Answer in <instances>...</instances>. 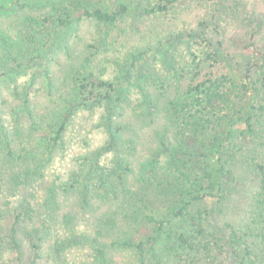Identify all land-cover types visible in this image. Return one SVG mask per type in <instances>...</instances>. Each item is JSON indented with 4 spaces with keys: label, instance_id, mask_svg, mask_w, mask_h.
Segmentation results:
<instances>
[{
    "label": "rangeland",
    "instance_id": "obj_1",
    "mask_svg": "<svg viewBox=\"0 0 264 264\" xmlns=\"http://www.w3.org/2000/svg\"><path fill=\"white\" fill-rule=\"evenodd\" d=\"M120 1L127 4L128 12L115 26L106 27L94 21L75 23L65 45L49 60L35 66L31 59L41 53L45 36H39L34 44H27L21 42L19 31L27 17L39 19L55 15L57 9L67 6L68 2L55 0L39 4L31 0L18 8L14 0H0V72L5 73L0 76V160L5 159L8 149L15 156L24 158L28 152L32 157L28 162L24 159L11 161L10 158L14 168L10 169L11 173L19 175L12 179L13 188L0 184V209L8 211L6 225H10L12 209L24 200L33 206V221L18 230L25 264L34 257L32 238L40 246L38 264H180L190 253L170 255L145 219L151 214L156 219L170 220L167 208L176 204L170 186L169 194L155 190L158 182H167L163 168L167 160L166 147L171 143L184 144L183 137L175 139L176 127L169 112L171 101L178 92L175 84L179 83L181 91H185L193 81L194 72L204 78L210 71L226 74L239 86L247 84L249 79L243 73L229 67L230 60L238 53L243 58L250 57L261 48L264 0H224L217 13L212 10L214 0H178L167 11L154 14L144 13L141 0ZM156 2L149 0V7ZM98 7L112 10L115 5L103 0ZM213 14L218 21L206 30L207 38L212 43L222 44L223 63L213 69L210 68L213 62L200 64L191 55L201 54L204 44L197 45L192 40L177 41L164 54L161 41L198 30L200 23L208 21ZM39 27L38 24L35 31ZM15 61L24 63L17 73L11 72ZM194 63L196 70H193ZM127 72L130 86L117 110L114 125L121 128L119 149L130 172L119 184L112 173L109 153L101 160L103 169L111 172L106 190L99 191L91 183L77 184L74 173L78 171L81 159L108 140V132L102 123L103 108H72L60 137L50 142L47 139L55 138L54 131L71 106L74 81H80L90 73L113 81L126 76ZM255 86L251 82L240 99L233 98L236 110L249 107L248 103L255 99ZM143 96L154 99L152 114L148 112ZM33 118L38 123L37 129L33 128ZM223 125H215L214 130L200 135L202 141L198 143L206 157L199 161L192 159L187 169L193 177L202 176L204 171L215 175L217 159L222 154V160H229L234 171L236 191L222 207L212 196L193 206L191 213L196 215L199 208L207 209L211 212L212 224L230 223L242 229L251 221L250 206L259 177L254 162L263 164L264 137L247 139L239 151L222 149L220 153L222 146L216 141L224 130ZM255 127L261 136L257 122ZM42 133L46 139L41 138ZM186 136L189 135L186 133ZM153 153H158L160 158L154 173L149 174ZM27 169L31 174L25 177ZM150 175L154 176L155 185L144 198L146 208L135 215L133 205L136 201L126 200L128 191L137 192L141 199L144 193L137 187L147 184L139 179H148ZM189 218L172 221V228L175 234L184 232L189 242L196 243V237H200L198 231L203 227L208 232L212 224L204 218L193 221ZM93 239L103 244V256L97 254L90 242ZM126 243L132 245L126 246ZM136 245L141 246L136 248Z\"/></svg>",
    "mask_w": 264,
    "mask_h": 264
},
{
    "label": "trees",
    "instance_id": "obj_2",
    "mask_svg": "<svg viewBox=\"0 0 264 264\" xmlns=\"http://www.w3.org/2000/svg\"><path fill=\"white\" fill-rule=\"evenodd\" d=\"M28 1L31 0H14V3L16 7L23 8ZM34 1L42 4L55 0ZM65 1L68 2V5L57 9L55 15L44 16L39 19L27 17L22 29L19 31L21 42L27 44H34L39 36H45V42L40 49L41 53L31 59L35 66L41 65L40 62L49 60L57 50L65 45L68 34L75 23L94 21L98 25L112 27L115 26L120 17L128 12L127 4L120 0H105L106 2L114 3L115 7L112 10L98 7V4H101L103 0H98V2L96 0ZM155 1L157 2L151 7H149V0L140 1L144 13L154 14L167 11L178 0ZM223 3L224 0H214L212 10L217 13L218 7H221ZM217 21V16L213 14L208 21L200 23L198 30L190 34L181 33L168 37L161 41L160 47L166 54L168 49L172 48L177 41L186 42V40H192L197 45L203 43L204 47L201 49V54L195 55L193 53L191 56L197 59L200 64L213 62V64H210V68L213 69L219 63H223L222 44L212 43L207 38L206 30L211 25L216 24ZM38 24L40 29L35 31ZM53 30H55V33ZM22 66H24L23 62L15 61V66L11 72L17 73V70L23 68ZM231 66L234 71L243 73L245 78L249 79V82L239 86L233 83L226 74L210 71L205 74L204 78L199 77V74L194 72L193 81L188 84L185 91H181L179 83L175 84L178 92H176L171 101L169 112L171 122L176 127L175 139L183 137L182 143L184 144L171 143L169 147H166L167 160L163 164V168L167 184L161 181L155 185L156 180L151 175L148 179L142 177L139 181L144 185L146 183L147 186L137 187V190H141L144 196L138 199L137 192L128 191L126 197L128 201H136L133 205L135 209L133 214L137 215L139 212L142 213L143 208H146L144 198H147L149 189L153 190L152 186L155 185V190L163 194L171 193L168 189L169 186L171 187L174 203L176 204L167 208L168 214L171 216L170 220L156 219L151 214L146 215L145 219L153 226L156 238L161 239L164 248L170 255L178 256L179 254L190 252L180 264H264V161L263 164L254 162L255 171L259 177L256 189L253 192V205L250 206L251 221L248 226L237 229L230 223H225L222 226L212 224L213 218L211 212L207 209L199 208L196 215L191 213L193 206L204 202V200L212 196L215 198L214 202L222 207L237 188L230 161H223L222 154L217 159L215 175L209 174L207 171H204L203 175L199 177H193L190 174L187 169L188 163L192 159L199 161V158L206 157V155H202V145L198 143L202 141L200 135L208 134L212 128L213 130L215 129V125L224 124V130L219 134L220 139L217 140L216 138V143L222 146L220 153L223 151L222 149L231 150L229 152L239 151L246 145L247 139L257 140L264 137V40L261 48L252 53L250 57L243 58L240 53L234 55L233 59L230 60L229 67ZM193 70H196V64ZM4 75V72H0V76ZM125 77L126 80H122ZM139 80L140 78H137V81ZM251 82L256 84L253 89L255 99L252 98L248 103L249 107L243 106L242 109L236 110L237 107L233 98L240 99L242 93H246L247 89L250 88ZM129 86L130 74L128 72L126 76L117 77L113 81L95 77L94 74L90 73L82 80L73 82L71 106L61 118L57 131H54L55 138L47 140L49 142L56 141L60 137L71 114V109L79 107L103 108L102 123L108 132L107 142L101 147L90 151L81 159L79 169L74 173L75 183L83 186L91 183L99 191L106 190L108 181L111 178V172L108 173L109 170L103 169L101 160L109 153L113 162L112 173L116 175L119 184H122L121 181L125 180L127 173L130 172V166L119 149L121 128L114 125V120L118 115L117 110L122 106L124 95ZM162 88L164 89V87ZM143 102L147 106L148 112L152 114L153 110H155L154 99L150 96H143ZM34 121L33 118V128L37 129L38 123ZM256 122L260 125L261 136L258 135L256 130ZM51 127L53 128V125ZM186 133L190 137L186 136ZM189 133L192 134L190 135ZM41 138L46 139L47 137L42 133ZM10 158H12L11 161L24 159V162H28L30 159L32 160L28 152L23 158L20 155L15 156L8 149L5 159L0 160V184H5L6 188H13L12 179L14 175L15 178L19 175V173L15 172L14 175L11 173L10 169L14 170V168ZM159 158L158 153H153L152 160L149 161V166L151 167L148 171L149 174L154 173V167L157 165ZM30 174V169L24 172L25 177ZM33 211L31 203L24 200L10 211L9 216L13 221L10 225H6L8 211L0 209V264H25L18 240V230L20 226L22 228L25 224L33 221ZM187 218H189V221L207 219L209 224H212V227L208 232L203 227L200 230L197 229L200 237H196V243H191L184 232L175 234L171 224L172 221H186ZM98 235H101V233H98ZM36 241L35 238H32L35 253L29 264H38L40 259L38 255L40 246L37 245ZM90 242L96 249L97 254L100 257L103 256V244H100L97 239H93ZM125 245L131 246L132 244L126 243ZM140 246L136 245V248H140ZM180 250L181 252H179Z\"/></svg>",
    "mask_w": 264,
    "mask_h": 264
}]
</instances>
